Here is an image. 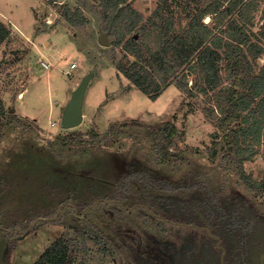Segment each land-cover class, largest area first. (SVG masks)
Returning a JSON list of instances; mask_svg holds the SVG:
<instances>
[{
    "label": "rangeland",
    "instance_id": "374dc122",
    "mask_svg": "<svg viewBox=\"0 0 264 264\" xmlns=\"http://www.w3.org/2000/svg\"><path fill=\"white\" fill-rule=\"evenodd\" d=\"M162 1L128 2L143 15L140 25L149 28L147 44L154 43L156 29L146 19ZM251 1L249 29L259 34L264 0ZM98 2L0 0V20L12 30L0 45V93L20 120L0 134V264H32L59 237L69 244L70 264H221V259L264 264V196L250 189L224 157L221 136L213 135L217 127L208 116L212 99L187 94L174 84L155 99L134 86L126 88L130 82L116 68L123 49L114 46ZM210 2L165 0L164 17L174 22L175 32L181 31ZM66 3L83 8L87 22L81 29L62 20ZM208 20L210 15L202 18ZM108 30L111 44H99V33ZM131 35L144 36L138 29L126 36ZM262 64L264 55L256 69ZM91 71L81 124L62 128L61 113L71 91ZM134 119L141 126L112 132V123ZM162 121H174L179 130L177 153L168 164L159 161L146 131ZM72 133L83 134L88 142L80 148L62 144L60 138ZM138 169L174 189L127 178ZM243 169L253 179L262 177L264 142ZM208 194L226 210L250 218L249 231L220 220L206 224Z\"/></svg>",
    "mask_w": 264,
    "mask_h": 264
},
{
    "label": "trees",
    "instance_id": "16d2710c",
    "mask_svg": "<svg viewBox=\"0 0 264 264\" xmlns=\"http://www.w3.org/2000/svg\"><path fill=\"white\" fill-rule=\"evenodd\" d=\"M128 2H98L106 27L115 36L114 46L123 49L116 68L129 80L126 88L134 86L151 99L158 97L170 84L190 95H208L212 99V113L208 116L217 127L213 135L221 136L224 157L250 189L264 196V173L256 180L249 174L245 175L243 169V162L252 159L264 142V64L256 69L258 57L264 55V30L258 34L249 29L255 2L211 0L189 19L186 29L175 32L174 22L170 17H164L167 6L163 0L146 19L156 29L152 45L147 44L149 28L145 23L140 25L143 15ZM83 12L82 7L72 8L66 3L61 9V18L72 27L81 29L87 22ZM209 15L210 20L203 23L202 18ZM210 21L212 26L208 24ZM135 29L142 31L146 37L135 39L133 35L126 36ZM214 29L220 32L214 34ZM11 33V28L0 20V45L9 39ZM256 38L262 39L263 44ZM223 61L226 79L221 74L220 63ZM189 78H192L190 86L187 84ZM19 121L5 107L0 93V134L4 126ZM126 125L141 126L136 119L121 124L116 122L111 124L112 132L122 131ZM146 131L159 161L167 164L174 161L177 153L175 139L179 132L175 122L155 123L149 125ZM95 134L90 130L89 137ZM60 139L62 144L78 148L88 142L80 133ZM131 176L149 187L174 189L171 184L150 176L146 169L133 171L127 178ZM204 204L206 224L220 220L228 227L238 226L244 232L249 231L251 219L239 217L236 210H226L212 194H208ZM71 262L69 244L59 237L32 264Z\"/></svg>",
    "mask_w": 264,
    "mask_h": 264
},
{
    "label": "water",
    "instance_id": "95a60500",
    "mask_svg": "<svg viewBox=\"0 0 264 264\" xmlns=\"http://www.w3.org/2000/svg\"><path fill=\"white\" fill-rule=\"evenodd\" d=\"M108 31H101L98 35V43L104 46L111 44V40L108 38ZM94 74L91 71L83 76L79 84L71 91L70 96L64 105L60 118V126L62 128H73L81 124L83 114V99L84 93L88 84L89 79Z\"/></svg>",
    "mask_w": 264,
    "mask_h": 264
},
{
    "label": "built area",
    "instance_id": "2783aa9c",
    "mask_svg": "<svg viewBox=\"0 0 264 264\" xmlns=\"http://www.w3.org/2000/svg\"><path fill=\"white\" fill-rule=\"evenodd\" d=\"M41 66H42L44 69H46V70H49V68H50V64L47 63V62H45V61H43V60L41 61ZM74 66H75L74 63H71V64H70V68H73ZM50 124H51V125H55V122H54V121H51Z\"/></svg>",
    "mask_w": 264,
    "mask_h": 264
},
{
    "label": "flooded vegetation",
    "instance_id": "af4514ba",
    "mask_svg": "<svg viewBox=\"0 0 264 264\" xmlns=\"http://www.w3.org/2000/svg\"><path fill=\"white\" fill-rule=\"evenodd\" d=\"M201 228H202V229H205V230L207 231V233H208L210 236H212L211 238L219 239L217 235L212 234V233L210 232L209 228H207V227H205V226H203V227L201 226ZM217 245L219 246V244H217ZM226 260H227V259H226ZM226 260L221 259V264H225V261H226Z\"/></svg>",
    "mask_w": 264,
    "mask_h": 264
},
{
    "label": "bare ground",
    "instance_id": "6f19581e",
    "mask_svg": "<svg viewBox=\"0 0 264 264\" xmlns=\"http://www.w3.org/2000/svg\"><path fill=\"white\" fill-rule=\"evenodd\" d=\"M209 16H207V18H208Z\"/></svg>",
    "mask_w": 264,
    "mask_h": 264
}]
</instances>
